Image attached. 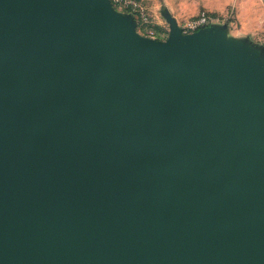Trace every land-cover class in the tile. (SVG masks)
Instances as JSON below:
<instances>
[{"label": "water", "instance_id": "obj_1", "mask_svg": "<svg viewBox=\"0 0 264 264\" xmlns=\"http://www.w3.org/2000/svg\"><path fill=\"white\" fill-rule=\"evenodd\" d=\"M84 1L0 0V264H264V113Z\"/></svg>", "mask_w": 264, "mask_h": 264}, {"label": "crops", "instance_id": "obj_2", "mask_svg": "<svg viewBox=\"0 0 264 264\" xmlns=\"http://www.w3.org/2000/svg\"><path fill=\"white\" fill-rule=\"evenodd\" d=\"M261 1L264 4V0ZM116 18L122 17L117 15ZM113 19L116 34L127 37L146 57L166 50V54H176L182 64L189 60L188 67L202 72L199 84L204 83L214 95H221L215 100L218 112L240 106L241 110L255 109L264 113V33H261L264 28L259 24L249 26L242 21L237 30L232 24L217 21L208 30L184 37L174 50L170 48L172 41L155 43L144 39L126 22L120 26ZM191 173L184 171V180L192 181Z\"/></svg>", "mask_w": 264, "mask_h": 264}, {"label": "rangeland", "instance_id": "obj_3", "mask_svg": "<svg viewBox=\"0 0 264 264\" xmlns=\"http://www.w3.org/2000/svg\"><path fill=\"white\" fill-rule=\"evenodd\" d=\"M79 6L83 11L82 18L88 21H92L94 15L105 19L112 17L118 25H125L124 21L144 39L155 43L170 42L179 37V31L183 36L188 35L184 33L187 23L202 13L232 24L237 30L241 28L242 21L244 25L257 23L264 28V4L261 0H85ZM117 15L122 18H116ZM137 152L141 151L133 154ZM172 177L185 179L182 173H173Z\"/></svg>", "mask_w": 264, "mask_h": 264}, {"label": "built area", "instance_id": "obj_4", "mask_svg": "<svg viewBox=\"0 0 264 264\" xmlns=\"http://www.w3.org/2000/svg\"><path fill=\"white\" fill-rule=\"evenodd\" d=\"M218 20L208 13L200 14L194 21L187 23L184 33L192 34L198 32L204 28L212 26Z\"/></svg>", "mask_w": 264, "mask_h": 264}]
</instances>
